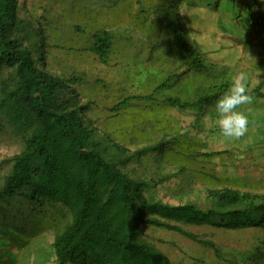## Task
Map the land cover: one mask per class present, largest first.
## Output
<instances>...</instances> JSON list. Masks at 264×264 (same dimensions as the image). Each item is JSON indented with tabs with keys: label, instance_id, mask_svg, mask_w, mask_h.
<instances>
[{
	"label": "trees",
	"instance_id": "trees-1",
	"mask_svg": "<svg viewBox=\"0 0 264 264\" xmlns=\"http://www.w3.org/2000/svg\"><path fill=\"white\" fill-rule=\"evenodd\" d=\"M187 1L190 8L201 3ZM175 2L164 7L157 0H141L139 16L144 26L147 21L151 28L161 30L158 45L165 43L170 45L168 51H178L184 73L162 79V84L145 93L149 78L136 74L135 61L149 56L131 31L128 37L124 35L126 44L117 48L116 71L123 78L95 84L94 88L105 92L94 96L92 89L83 97L80 89L88 73L59 75L50 70L47 45L52 41L47 26L51 20L47 14L35 22L21 13L20 0H0V113L25 137V147L9 159L12 169L0 187V237L9 231L0 238V249L22 235L23 224L37 233L44 221L41 215L58 210L69 213L71 220L54 237L55 264H174L147 239V227L178 231L214 247V242L187 232L181 224L264 230V195L255 192L231 186L209 188L204 207L194 202H164L151 193L172 178V152H184L189 159L220 155L195 151L181 136L171 142L146 143L147 119L160 117L154 114L161 107H152L159 104L161 91L181 75H202L189 84L184 79V87L194 88L193 98L186 93L184 97L165 96V106L193 110L216 102L232 84V73L222 76L214 71V62L206 59L198 42L189 39ZM78 30L88 34L81 27ZM115 34L114 28L104 26L90 35L86 50L103 65H111ZM131 51L137 53L128 57ZM74 52L69 49L67 54ZM6 70H11L8 76ZM203 80L207 84L197 90ZM112 87L117 89L114 93L109 92ZM126 89V94L117 97ZM141 104L150 111L144 123L143 118L133 119L140 114ZM99 119H105L104 126ZM142 143L147 145L133 150V145ZM262 244L255 248L258 255H264Z\"/></svg>",
	"mask_w": 264,
	"mask_h": 264
},
{
	"label": "rangeland",
	"instance_id": "rangeland-1",
	"mask_svg": "<svg viewBox=\"0 0 264 264\" xmlns=\"http://www.w3.org/2000/svg\"><path fill=\"white\" fill-rule=\"evenodd\" d=\"M20 1L21 13L24 16L37 22L41 20L43 14H47L51 20V26H47L48 36L51 37L50 41H52L47 45L48 62L52 68L50 70L59 75H69L72 72L88 73L86 82L81 85L83 89H80L83 97H88L92 93V89H94V96H100L105 92H102V89L94 88L95 84L97 87L99 83L123 78V74L120 75L116 71V61L119 57L117 48L120 47L121 49V46L126 44L125 37H128L131 31H134L133 34L136 36L139 46L146 47V55L149 56V58L147 56L141 58L143 61L137 62L138 64L135 61L137 69L133 68L138 76L149 78L147 84L144 83L145 93L150 92L147 89H153L156 84H162V79H166L172 74L174 76L175 73H184V66L181 64L178 51L173 48L168 51L170 45L165 43L158 45L161 30L151 28L152 26L147 25V21L145 26L142 24V19L139 16L141 0ZM157 1L165 7L172 0L169 2L167 0ZM199 1L201 2L197 5L199 8L188 7L187 0L180 3L178 0L175 3L179 6L178 15L181 17L180 21L184 22V28L189 39L195 43L198 42L197 45L201 51L203 48H207L204 50L206 53L212 50L210 47L213 46V42L211 36L201 35V31L204 32V28L212 34L214 20L212 16L201 17L202 5L206 2ZM151 16L152 13L150 12ZM104 26L112 27L116 31L114 35L115 53L111 57V65H103L93 53L86 50L91 43L90 35L96 29L104 28ZM78 27L87 30L88 34L80 32ZM258 27L263 28L264 26L258 25ZM121 34L123 37L120 36ZM166 38H170V36ZM69 49L75 50L74 55L67 54ZM76 49L79 50L76 51ZM135 53L137 52H129L128 57L134 56ZM206 59L211 63L214 62L213 64L216 65L214 71L220 75L224 76L228 71L233 75L231 68L220 65L221 61L213 60L207 56ZM130 64L132 66L133 63L130 62ZM10 73L11 70H6L5 76ZM190 75H181V78H178L170 88L161 91L158 97L159 104L152 107L153 109L161 107V110L154 114L160 117H156L155 121H148L147 119L144 129L146 143L171 142L175 140L174 137L181 136L186 143L189 141L195 147V151L202 153L218 152L220 155L189 159L188 156H183L184 152H172L174 163H172L173 166L170 167L169 173L173 176L168 182L158 184L153 188L151 190L152 195L172 204L194 202L201 207L205 206V194L209 188L231 186L264 195V129L253 130V127L250 128L252 125L258 126V123L261 122L264 124V115L247 111L245 114L250 121L247 135L239 141L226 140L221 136L217 125L218 114L215 112V101L210 102L205 107L193 110H181V108L174 106H165L164 100L168 93L172 96L183 97L186 93V96L193 98L194 88L184 87V79L189 84L202 75L189 78ZM98 78L99 80H97ZM205 81L199 83L197 90L202 88V85L204 87L207 84ZM134 84L136 85L138 82H134L132 85ZM1 85L0 81V90ZM209 87L207 88L209 89ZM111 89L109 91L111 93L117 90L115 87ZM127 91V89L123 92L119 91L120 94L117 97L126 94ZM139 111L140 114L137 113L133 119L143 118L144 123V116L150 114V111L143 104H141ZM163 111L166 113L163 114ZM241 111L244 112L243 109ZM7 117V115L0 113V187L5 176L12 169L11 162H8L9 159L22 152L25 147L24 135L10 123ZM97 117L102 116L100 114ZM104 120L99 119L98 121L103 125ZM256 134L260 137L259 139L254 138ZM146 143L133 145L132 148L138 150L147 145ZM173 144H169L171 151L174 149ZM146 171L153 173L149 169ZM41 216L44 221L43 224L37 226V233H33L28 226L25 227L23 224L21 226L22 235L13 244L8 243L7 240L8 245L1 246L0 264H55L54 237L57 232L69 224L71 216L69 213L59 210ZM181 226L187 232L194 233L206 241L214 242L215 247L200 244L178 231L167 228H145L147 239L167 255L174 264H232L233 262L237 264H264V255H258L255 249L263 245L264 242V230L261 228L229 229L213 225L185 224H181ZM5 232H2V236H5ZM2 236L0 238H3Z\"/></svg>",
	"mask_w": 264,
	"mask_h": 264
},
{
	"label": "crops",
	"instance_id": "crops-1",
	"mask_svg": "<svg viewBox=\"0 0 264 264\" xmlns=\"http://www.w3.org/2000/svg\"><path fill=\"white\" fill-rule=\"evenodd\" d=\"M202 5L201 17L212 16L214 29L212 34L204 29L201 35L211 36L212 50L204 52L205 56L221 61L233 70V78L240 72L248 75L247 86L254 97L253 102L237 109L244 113L252 111L264 115V29L250 25L249 17L258 12H264L263 0H208ZM205 7V8H203ZM199 8V7H198ZM211 34V35H210ZM207 47V46H206ZM217 63V62H216ZM264 129V124L250 126ZM254 136L255 139L260 137Z\"/></svg>",
	"mask_w": 264,
	"mask_h": 264
},
{
	"label": "clouds",
	"instance_id": "clouds-1",
	"mask_svg": "<svg viewBox=\"0 0 264 264\" xmlns=\"http://www.w3.org/2000/svg\"><path fill=\"white\" fill-rule=\"evenodd\" d=\"M254 12L258 13L257 10ZM250 25L254 24L250 23ZM248 80L249 77L246 73H238L233 78L229 89L216 101L214 106L215 112L218 114L217 125L220 129V134L226 140L239 141L249 131L250 121L248 116L244 112L237 110L253 102L254 97L249 93L247 86Z\"/></svg>",
	"mask_w": 264,
	"mask_h": 264
},
{
	"label": "built area",
	"instance_id": "built-area-1",
	"mask_svg": "<svg viewBox=\"0 0 264 264\" xmlns=\"http://www.w3.org/2000/svg\"><path fill=\"white\" fill-rule=\"evenodd\" d=\"M249 21L254 25H264V12L255 13L253 16L249 17Z\"/></svg>",
	"mask_w": 264,
	"mask_h": 264
}]
</instances>
